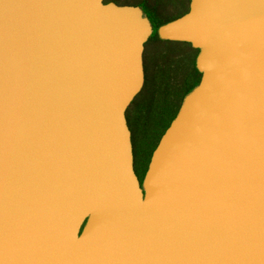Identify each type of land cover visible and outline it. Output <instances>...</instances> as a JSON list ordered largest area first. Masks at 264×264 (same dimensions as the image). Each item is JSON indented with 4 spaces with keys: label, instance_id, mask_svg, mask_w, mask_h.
<instances>
[{
    "label": "water",
    "instance_id": "water-1",
    "mask_svg": "<svg viewBox=\"0 0 264 264\" xmlns=\"http://www.w3.org/2000/svg\"><path fill=\"white\" fill-rule=\"evenodd\" d=\"M140 4L0 0V264H264V0H189L199 80L133 168Z\"/></svg>",
    "mask_w": 264,
    "mask_h": 264
},
{
    "label": "rangeland",
    "instance_id": "rangeland-1",
    "mask_svg": "<svg viewBox=\"0 0 264 264\" xmlns=\"http://www.w3.org/2000/svg\"><path fill=\"white\" fill-rule=\"evenodd\" d=\"M118 1L122 3L132 0ZM184 3L185 7L188 6L189 0L187 2L186 0L183 2L179 0L177 3L176 0H168L164 8L159 7L161 8L159 9V16L173 17L183 12L184 6L182 5ZM158 39L152 37L145 43V83L127 109L128 120L133 130L136 168L141 175H143L148 160L144 157L148 154L149 158L166 122L171 118H169L170 114L175 110L177 111L184 96V84L189 81L188 77L189 73L193 72V65L195 67L196 55L191 56L193 60L191 62L186 61L184 55H175L173 53L175 51L169 55H163L162 53L169 46H173L174 50L181 49V46H174Z\"/></svg>",
    "mask_w": 264,
    "mask_h": 264
},
{
    "label": "trees",
    "instance_id": "trees-1",
    "mask_svg": "<svg viewBox=\"0 0 264 264\" xmlns=\"http://www.w3.org/2000/svg\"><path fill=\"white\" fill-rule=\"evenodd\" d=\"M105 1H109V0H105ZM115 2L117 3H121L120 1L118 0H114ZM179 0H176V3L178 2ZM181 2H183V0H180ZM188 0H186L187 2ZM122 3H130V4H140L144 7V9L146 10V12L148 13V15L151 17V19L153 20L154 22V31L152 33V35L150 36V38L152 37H155V38H158L157 35H156V28L159 24H162L168 20H171L177 16H179L180 14L184 13L187 9H188V6L185 7V3L182 10L183 12L173 16V17H162V16H159V7H162L164 8L166 3H168V0H132L131 2H122ZM159 41H162V42H167L168 44H172V45H178V46H181V49H175L174 50V47L173 46H169L168 48H166V50H164V52L162 53L163 55H169L172 51H175L173 52L175 55H184L186 57V61L188 62H191L193 61L191 59V56L192 55H196L197 54V49H194L192 48L188 43L186 42H178V41H169V40H161V39H158ZM171 47H173V49H169ZM166 51V53H165ZM199 77H200V73L195 69L194 65H193V72L189 73V81L187 83L184 84V88H183V91H184V95L189 91L191 90V88L193 86H195L199 80ZM187 78V79H188ZM176 113V110L170 114L169 118L170 120L173 118V116L175 115ZM167 121L166 124H165V127L168 125V123L170 122ZM165 129V128H164ZM149 153V152H148ZM148 154H146V157H144V159H148Z\"/></svg>",
    "mask_w": 264,
    "mask_h": 264
},
{
    "label": "flooded vegetation",
    "instance_id": "flooded-vegetation-1",
    "mask_svg": "<svg viewBox=\"0 0 264 264\" xmlns=\"http://www.w3.org/2000/svg\"><path fill=\"white\" fill-rule=\"evenodd\" d=\"M145 10V9H144ZM147 13V12H146ZM148 14V13H147ZM149 16V15H148ZM149 19L151 20L152 22V25H153V29H154V22L153 20L151 19V17L149 16ZM143 60H144V54H143ZM144 69H145V63H144ZM126 117H127V122H128V127H129V130H130V139H131V144H132V155H133V168H134V171L135 173L137 174L138 178L141 179V173L140 171L136 168V150H135V144H134V139H133V130H132V127L129 123V120H128V116H127V112H126ZM151 154V153H150ZM149 159V158H148ZM147 163H148V160L146 162V165H145V168L143 170V173L147 167Z\"/></svg>",
    "mask_w": 264,
    "mask_h": 264
}]
</instances>
